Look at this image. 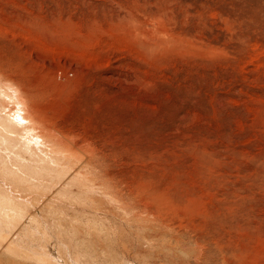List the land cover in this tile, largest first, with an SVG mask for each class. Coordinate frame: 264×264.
I'll list each match as a JSON object with an SVG mask.
<instances>
[{
    "label": "rangeland",
    "instance_id": "obj_1",
    "mask_svg": "<svg viewBox=\"0 0 264 264\" xmlns=\"http://www.w3.org/2000/svg\"><path fill=\"white\" fill-rule=\"evenodd\" d=\"M18 114L0 264H264V0H0Z\"/></svg>",
    "mask_w": 264,
    "mask_h": 264
},
{
    "label": "bare ground",
    "instance_id": "obj_2",
    "mask_svg": "<svg viewBox=\"0 0 264 264\" xmlns=\"http://www.w3.org/2000/svg\"><path fill=\"white\" fill-rule=\"evenodd\" d=\"M4 97L6 95L3 93L2 94ZM9 98V97H8ZM17 119L13 121L12 118L9 119V124L5 123V128L9 131L12 132L14 139H11L10 135L4 133L2 136H0V158L2 159L3 163L5 162L7 165V162L10 161L9 157L10 155H13L14 153H19L23 152L25 150H28L27 147L30 145L29 140L24 136V132L26 129H23L21 126L18 128V130L15 129L13 125H18L22 123L23 116L18 114ZM14 142V143H13ZM3 152V153H1ZM7 156V157H5Z\"/></svg>",
    "mask_w": 264,
    "mask_h": 264
}]
</instances>
